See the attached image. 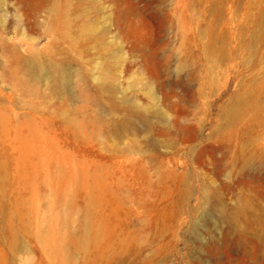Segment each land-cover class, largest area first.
<instances>
[{"label":"rangeland","instance_id":"obj_1","mask_svg":"<svg viewBox=\"0 0 264 264\" xmlns=\"http://www.w3.org/2000/svg\"><path fill=\"white\" fill-rule=\"evenodd\" d=\"M264 0H0V264H255Z\"/></svg>","mask_w":264,"mask_h":264},{"label":"bare ground","instance_id":"obj_2","mask_svg":"<svg viewBox=\"0 0 264 264\" xmlns=\"http://www.w3.org/2000/svg\"><path fill=\"white\" fill-rule=\"evenodd\" d=\"M255 252H254V260L255 264H264V236L259 235L251 240Z\"/></svg>","mask_w":264,"mask_h":264}]
</instances>
